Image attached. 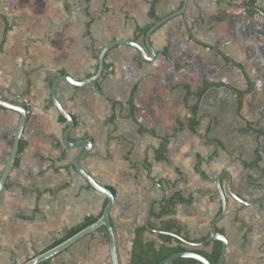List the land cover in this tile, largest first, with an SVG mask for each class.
Returning a JSON list of instances; mask_svg holds the SVG:
<instances>
[{"label":"crops","instance_id":"crops-1","mask_svg":"<svg viewBox=\"0 0 264 264\" xmlns=\"http://www.w3.org/2000/svg\"><path fill=\"white\" fill-rule=\"evenodd\" d=\"M244 1L0 0V98L29 113L24 148L0 194V264L26 262L103 210L106 197L74 166L83 148L63 142L67 121L51 101V86L60 75L81 81L96 73L100 52L116 40L134 41L144 56L134 46L115 45L96 82L63 80L57 97L75 121L70 141L92 142L83 168L115 190L111 219L120 263L131 261L138 227L158 245L169 219L192 239L209 234L222 209L214 180L229 173L233 191L253 203L230 196L222 177L228 208L218 230L230 244L226 264H264V201L255 202L264 198V14H248ZM255 1L264 9V0ZM173 13L151 34V52L141 29ZM221 53L254 81L240 113L226 85L244 90L248 80ZM205 80L225 86L204 95V118L194 132L190 107ZM19 121L17 110L0 106V177ZM175 194L191 202L160 216L163 201ZM98 230L49 264H112Z\"/></svg>","mask_w":264,"mask_h":264},{"label":"water","instance_id":"water-1","mask_svg":"<svg viewBox=\"0 0 264 264\" xmlns=\"http://www.w3.org/2000/svg\"><path fill=\"white\" fill-rule=\"evenodd\" d=\"M183 8H182V10H183ZM174 15L175 14L173 13L170 16L158 21L157 23H155V25H153L148 30L147 36H146L147 37V46L151 52H153L152 47L150 45L151 43L149 40L151 34L160 25H162L166 20L170 19ZM118 44H126V45L134 46L140 51L141 55L144 56V54H145L142 47L140 45H138L137 43H135L134 41H126V40L118 41V40H116V41L106 45L102 49V51L100 52L99 66H98L96 73H94L90 77H88L84 80H81V81L74 79L70 75H60L59 77H57L53 81V84L51 86V101L55 105V107L57 108L59 113L67 121V125L65 127L64 132H63V142L68 147H72V148L82 147L83 148L82 151L80 152V154L78 155V157L75 159L74 166H75L77 172L89 183V185L92 188H94L98 192L102 193L106 197L107 203L104 207L103 213H102L101 217L96 222L86 226L85 228L81 229L77 233L73 234L72 236H70L67 239H65L64 241H62L60 244H58V245H56V246H54V247H52V248H50V249H48L42 253L30 258L29 260H27L26 262H24L22 264H41L47 260H50V259L54 258L55 256H57L58 254L65 251L66 249L70 248L72 245H74L76 242H78L79 240H81L85 236L97 231L101 227H105L107 229V232H108L109 249H110V256H111L112 264H121L120 260H119V255H118V246H117V242H116V232H115V228H114V225H113L112 219H111V212H112V209H113L114 204L116 202V196L110 188H108L107 186H105L103 184H100L90 173H88L83 168L82 162L89 155L90 150H91V146H92V142L90 139H82V140L75 141V142L70 141L69 136H70V133L75 126V121H74L73 116L64 108V106L60 103V101L58 100V97H57L58 85L63 80L69 81L70 83H72L75 86H84L86 84L96 82L102 76V74L105 70L106 56H107L109 50ZM145 59L150 60V61L153 60L152 58H150V56L145 57ZM0 106L3 108H9V109L17 110L20 113V121H19L16 136H15V140L13 143V147H12V150L10 152V157H9L7 164L3 170V173L0 177V194H1L5 184L7 182L8 177H9L11 171L13 170V168L15 166L16 158H17V156L19 154V150H20V140H21V137L24 133L25 127L27 125L29 113H28V110L25 106H17V105H14V104L6 101V100H3L1 98H0ZM222 177L227 178V191H228V194L230 196H232L235 200H237V201H239L245 205H247V204L249 205V204L253 203V202L245 201L242 197H240L239 195H237L233 191V189H232V177L229 173H221L214 180V183L216 185V189H217L218 194H219L220 199H221L222 209H221V212L212 221V223L210 225V236L204 243L214 241V240H219L222 242L223 249H222V253H221V256H220L217 264H226V258H227L229 247H230L229 240L226 237V235L221 233L218 230V224L224 218L226 211H227V208H228V196H227V193H226L224 186L222 184ZM262 201H264V198L260 199L258 201H255V202L260 203ZM158 232H161V231H158ZM181 258H193V259L198 260L201 264H211L210 261L206 257H204L203 255L198 254L194 251H191V250L175 253V254L167 257L166 259L162 260L158 264H172L175 260H178Z\"/></svg>","mask_w":264,"mask_h":264},{"label":"trees","instance_id":"trees-1","mask_svg":"<svg viewBox=\"0 0 264 264\" xmlns=\"http://www.w3.org/2000/svg\"><path fill=\"white\" fill-rule=\"evenodd\" d=\"M240 6L243 7L250 15H254L256 13L264 14V9L258 8L255 0H246ZM148 29L149 27H146L141 29V31L143 33H146ZM221 55L225 58L226 61L228 62L230 61L232 62V64L242 68L248 80V87L244 90L236 89L230 85L229 86L226 85L238 97V101H239L238 111L240 113L243 107L245 96L250 94L254 90V81H252L249 74L243 69L241 64L232 61L228 56L224 55L223 53H221ZM219 86H225V85L224 83H209L207 82V80H205L203 86L198 91L194 92V94L198 97V102L190 107V112L192 114V118L190 119V127L194 132H196V128L200 125L201 120L204 118L203 115L199 114L201 100L203 99L204 95L208 92V90H210L213 87H219ZM129 104L132 107V112H134L136 109L134 91L130 97ZM61 117L63 121H66V119L63 116ZM209 126L211 125H208L207 130H209ZM23 148H24V143L23 141H21L19 153L23 150ZM165 150H166L165 145L162 144L158 149V154H157L158 158H161L164 155ZM16 163H18V159ZM88 186L91 187L90 185ZM109 188L115 194V190L112 187ZM179 202L190 203L191 199L185 198L180 194H175L171 198L165 199L163 201V210L160 216L161 215L163 216L165 214H172L175 205ZM106 203H107V199L105 200L104 207ZM103 210L100 212L99 215L88 216L84 219V221H82L78 225L66 229L64 232V236L58 239L57 241H55L52 247L60 244L62 241L72 236L73 234L77 233L86 226L96 222L101 217ZM160 230L161 233L158 235V237L162 241V243L158 245L155 241L146 242L144 240L143 236L144 233L146 232L145 226L138 227L136 229V237L133 244L132 258L128 264H158L162 260L166 259L167 257L175 253L188 251V250L203 255L210 261L211 264H217L222 253L223 244L219 240H214L204 243L209 238L210 233L201 238L192 239L190 238L185 226L182 225L177 219H169L166 221H162ZM98 231H102L104 233L106 237V243L108 244L109 247L107 229L105 227H101L99 228ZM219 231L221 232V230ZM49 262L50 260H47L41 264H49ZM173 263L201 264L198 260L193 258H181L175 260Z\"/></svg>","mask_w":264,"mask_h":264},{"label":"rangeland","instance_id":"rangeland-1","mask_svg":"<svg viewBox=\"0 0 264 264\" xmlns=\"http://www.w3.org/2000/svg\"><path fill=\"white\" fill-rule=\"evenodd\" d=\"M29 258V257H28ZM24 262V260H22V259H19V260H17V263L18 264H22Z\"/></svg>","mask_w":264,"mask_h":264}]
</instances>
